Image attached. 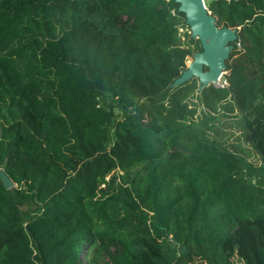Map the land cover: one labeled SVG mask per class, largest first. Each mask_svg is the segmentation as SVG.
I'll return each mask as SVG.
<instances>
[{"label": "trees", "instance_id": "obj_1", "mask_svg": "<svg viewBox=\"0 0 264 264\" xmlns=\"http://www.w3.org/2000/svg\"><path fill=\"white\" fill-rule=\"evenodd\" d=\"M204 1L200 89L175 0H0V264H264V0Z\"/></svg>", "mask_w": 264, "mask_h": 264}, {"label": "water", "instance_id": "obj_2", "mask_svg": "<svg viewBox=\"0 0 264 264\" xmlns=\"http://www.w3.org/2000/svg\"><path fill=\"white\" fill-rule=\"evenodd\" d=\"M180 4L179 11L184 13L186 24L193 30V38L198 39L202 45L203 51L194 54V67L191 70L185 71L177 83H182L193 77L200 78V89L212 84L216 86L212 80H219L221 75L225 74V60L231 47L228 44L221 43V39L226 35L223 29L218 31L220 35H216V28L213 17L207 10L204 0H175ZM234 33V32H233ZM228 42L232 39L227 36ZM205 42V43H204ZM206 69V71L204 70ZM0 179L5 189L9 190L13 187V183L7 176L0 171Z\"/></svg>", "mask_w": 264, "mask_h": 264}, {"label": "rangeland", "instance_id": "obj_3", "mask_svg": "<svg viewBox=\"0 0 264 264\" xmlns=\"http://www.w3.org/2000/svg\"><path fill=\"white\" fill-rule=\"evenodd\" d=\"M229 31H230V36H231V38L229 39H233L234 33L230 29ZM189 33L191 34V36L193 35V30L190 27H189ZM224 44H228V38L225 40ZM193 64H194V55L186 59V63H185L186 71L191 70L194 67ZM204 70L206 71V69ZM223 75H221L220 79L217 80L218 82H215L216 86H222ZM193 78H196L198 80V84L200 85V78L199 77H193ZM230 124L234 125L233 121H231ZM108 178L109 177H107L106 179ZM101 187H104V186L102 185ZM236 244L240 246H246V247H258L260 245L264 247V227L258 228L257 230L253 232L250 231L248 228H246V226L239 228L236 232L235 238L228 242L227 247H233ZM93 251L94 250L89 251L90 255H89L88 261L89 262L91 261L89 264H104L107 261V258L102 254L96 255V257L93 258L94 257ZM238 257L234 256L232 258L233 264H245ZM85 263H87V261L83 260L82 264H85Z\"/></svg>", "mask_w": 264, "mask_h": 264}, {"label": "bare ground", "instance_id": "obj_4", "mask_svg": "<svg viewBox=\"0 0 264 264\" xmlns=\"http://www.w3.org/2000/svg\"><path fill=\"white\" fill-rule=\"evenodd\" d=\"M194 31H195V29L193 28V33H194ZM214 33H215L217 36L221 34V33L218 31V29H217V30L215 29V30H214ZM225 33H226V35H223L224 37L221 39V43H222V45L224 44L225 40L227 39V36L230 35V31H229V30H226ZM204 43H205V42H204ZM211 82L215 83V82H218V81H217V79H216V80H212Z\"/></svg>", "mask_w": 264, "mask_h": 264}]
</instances>
